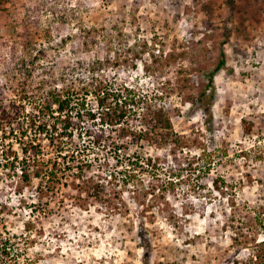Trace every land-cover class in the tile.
<instances>
[{"label":"rangeland","instance_id":"obj_1","mask_svg":"<svg viewBox=\"0 0 264 264\" xmlns=\"http://www.w3.org/2000/svg\"><path fill=\"white\" fill-rule=\"evenodd\" d=\"M53 87L73 93L69 149L104 184L98 198L82 179L24 182L3 165L31 140L55 157L51 125L26 124ZM96 87L141 104L112 123ZM12 100L24 108L20 130L0 125V233L31 264H144L143 235L148 264H251L264 233V0H0V109ZM147 105L169 111L171 140L134 133Z\"/></svg>","mask_w":264,"mask_h":264},{"label":"trees","instance_id":"obj_2","mask_svg":"<svg viewBox=\"0 0 264 264\" xmlns=\"http://www.w3.org/2000/svg\"><path fill=\"white\" fill-rule=\"evenodd\" d=\"M95 31V29H94ZM91 29L85 30L87 33V39L82 41L84 46H87L90 43H95L94 41V32ZM93 65L101 64L100 60H94ZM224 65V55L223 51L220 52V57L217 61L216 66L214 67L212 73H209L208 84L211 86L213 84L214 71L219 70ZM95 85L93 83L90 86ZM84 88H87L86 86ZM97 93L95 96L98 98L97 102L99 106L106 108V115L112 117L111 122H119L120 120H125L127 113L134 111L135 105H140V99L135 100L133 96L130 95V91L127 90L126 94H117L112 93L110 90L105 88L96 87ZM73 95L70 88L58 89L56 87L50 88L41 95L38 100V118L33 115L30 117L26 124L29 126L36 127L40 131L47 129V126L51 125V133L55 136H65L70 138V143L65 146L63 144L64 138H51L50 144L55 151V157L45 158L41 145L38 142L31 140L21 147V156L12 154V158L9 159L5 164L12 169H17L20 171V177L22 181L29 182L31 177L40 178L42 182L47 184L56 181L57 183L60 180L67 178H76L82 179V183L86 184V191L90 196L98 198L99 196L105 193V186L103 183L95 182L90 176L85 177V167L89 166V161L78 157L77 154L79 151L74 145L73 148L69 149L73 145V140L75 135H80L79 132L73 129L75 124L72 121V117L69 115V111L72 106ZM131 96V97H130ZM204 93H200L198 98L199 101L203 104V109L206 115H208L207 121H209L210 115V102H203L202 97ZM115 99V104L121 106L119 113H115V110L110 111L112 108L111 105L106 104V100L109 98ZM20 101L12 100L8 103V106H2L0 109V125H12V128H20L16 125L20 122V113L24 108L23 104L20 105ZM130 105L131 107H128ZM94 117V115H91ZM117 117V119H114ZM24 119V117H23ZM109 119V118H108ZM143 125L139 128L137 134L138 138L146 139L149 142L154 144H160L171 140L175 133L172 130L171 125V115L167 109L162 106L157 105H147L145 107V112L142 115ZM58 127L61 128L60 132H57ZM23 128V126H22ZM25 130V129H23ZM91 131H86L87 134H91ZM25 131H22L24 135ZM75 133V135H74ZM176 140V139H175ZM94 144L99 146L101 144V137L96 136L94 138ZM68 150V151H67ZM77 151V152H76ZM260 222V220H259ZM264 227V225H262ZM263 237L259 240L254 239L253 251L248 258V261L251 264H264V233ZM142 238V248H143V263L148 264V258L150 255V242L143 236ZM16 243H14L11 236H4L0 233V264H31V259L23 255L24 251L21 249H15ZM23 255V257H22ZM22 257V258H21ZM241 264H248L247 262H240ZM236 264H239L236 262Z\"/></svg>","mask_w":264,"mask_h":264}]
</instances>
